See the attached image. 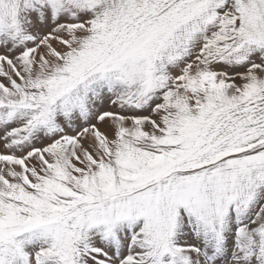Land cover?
<instances>
[{"label":"snow or ice","instance_id":"1","mask_svg":"<svg viewBox=\"0 0 264 264\" xmlns=\"http://www.w3.org/2000/svg\"><path fill=\"white\" fill-rule=\"evenodd\" d=\"M0 264H264V0H0Z\"/></svg>","mask_w":264,"mask_h":264}]
</instances>
